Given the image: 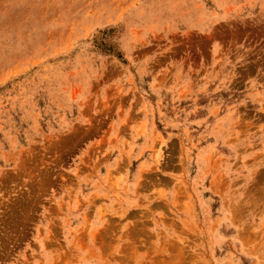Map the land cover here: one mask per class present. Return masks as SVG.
Here are the masks:
<instances>
[{
    "label": "rangeland",
    "instance_id": "374dc122",
    "mask_svg": "<svg viewBox=\"0 0 264 264\" xmlns=\"http://www.w3.org/2000/svg\"><path fill=\"white\" fill-rule=\"evenodd\" d=\"M0 264H264V0H0Z\"/></svg>",
    "mask_w": 264,
    "mask_h": 264
}]
</instances>
